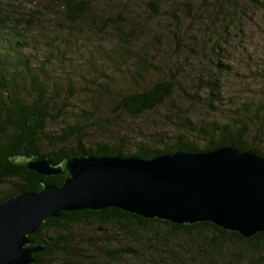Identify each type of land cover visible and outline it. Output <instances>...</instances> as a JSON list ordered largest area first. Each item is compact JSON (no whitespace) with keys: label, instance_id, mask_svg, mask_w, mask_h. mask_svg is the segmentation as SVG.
I'll use <instances>...</instances> for the list:
<instances>
[{"label":"rangeland","instance_id":"374dc122","mask_svg":"<svg viewBox=\"0 0 264 264\" xmlns=\"http://www.w3.org/2000/svg\"><path fill=\"white\" fill-rule=\"evenodd\" d=\"M89 1L92 12L83 21L85 24L75 27L60 25L68 20L55 0H0V10L11 18L32 14L38 22L29 33L63 52L58 65L65 72L61 75L62 83L74 91L73 97H68L72 109L85 108L87 102L96 101L101 105V114L110 117L108 127L93 139L110 140L114 134L126 135L124 149L133 153L142 143L157 146V140L176 132L181 116L176 113V106L185 110V117L192 123L202 125L201 121L223 122L226 107L258 103L263 98L264 0H256L255 6L240 0L235 7L243 8V14H235L230 23L233 25L228 24L223 33L227 45L222 46L226 50L220 55L226 67L219 75L221 94L215 103L218 115L208 109L210 100L200 85L212 73L217 58L211 52L216 45L214 30L207 32L201 20L211 18L200 6L203 0ZM150 2L159 6L158 13ZM93 18L97 23L91 26ZM216 23L206 25L212 28ZM118 27L130 35L120 36ZM175 28L181 29L180 35ZM173 33L178 36L177 42L172 39ZM7 37L13 34L8 33ZM167 79L180 82L187 94L179 91L167 105L135 119L110 116L118 94L142 91ZM103 81L108 88L87 99L89 90L101 89ZM191 91L198 95H191ZM60 124L48 129L54 130ZM9 189V183L0 185V197ZM98 227L90 221L65 225L63 233L58 229L46 231V237L72 238V248L69 245L66 249L73 254L60 253L52 263L77 264L82 259L88 264H264V244L254 243L259 247L253 254L247 245L220 239L207 230L192 235V242L187 236L173 234L159 225H149L142 232L131 229L127 234L113 225ZM109 252L116 256L114 261L108 258Z\"/></svg>","mask_w":264,"mask_h":264},{"label":"trees","instance_id":"16d2710c","mask_svg":"<svg viewBox=\"0 0 264 264\" xmlns=\"http://www.w3.org/2000/svg\"><path fill=\"white\" fill-rule=\"evenodd\" d=\"M239 1L203 0L200 3L211 17L210 20L201 17L202 23L207 32L212 33L214 30L213 33L216 35V45L211 50L217 54L216 61L213 62L214 68L200 84L205 89V96L210 100L208 109L215 115H218L215 103L221 94L219 75L226 67L222 62L223 56L220 55L221 51L226 50L222 46L227 45L223 33L226 32L228 24L233 25L230 23H233L235 14H243V8L235 7ZM243 1L250 6L257 3L256 0ZM55 3L63 10L65 19L68 20L67 24L60 23L61 26L70 24L75 27L86 20L93 9L89 0H55ZM149 5L158 13L159 6L156 3L150 2ZM200 12L201 10L199 14ZM209 21L217 22L218 25L213 24L214 27L211 28L206 25V22L212 23ZM37 22L38 19L32 14L28 17L22 15L11 18L0 10V185L10 184V189L0 197V203L20 193L38 192L42 188V183L60 185L64 181L62 175L42 176L23 166L15 165L10 157L44 156L52 165H59L69 157L150 158L175 152H205L225 146L264 156V92L258 103L245 102L239 106L226 107L223 113L224 121L221 123L212 120L201 121L202 125L194 124L185 117V110L176 106V113L181 115L177 119L179 122L176 124V132L167 135L165 139L157 140L159 144L157 146L142 143L133 153H127L124 149L126 135L114 134L110 136V140L93 139L92 136L98 135L104 127H108L110 117L101 114V105L96 101L87 102L85 108L80 107L77 110L71 108L68 97H73L74 91L62 83L61 75L65 72L58 65L60 56L63 57L64 54L58 46L47 45L46 40L43 41L29 33ZM96 23L93 18L89 25L93 26ZM182 27L181 22L180 28ZM118 29L120 36L130 35V32L124 33L120 27ZM181 29L174 30L180 35ZM8 33H12L13 37H7ZM172 39L176 42L179 40L176 34ZM100 88L89 90L85 97L91 100L94 93L100 95L101 91L108 88L107 83L103 81ZM179 91L183 95L187 94L180 82L167 79L157 81L142 91L118 94L114 98V108L110 116L116 118L122 116L124 120L135 119L167 105ZM191 93L194 96L198 95V92ZM55 123L61 124L54 130L48 129ZM90 221L96 223L98 228L113 225L126 234L130 233L131 229L142 232L147 230L149 225H159L173 234L187 236L192 242V235L200 230H207L220 239L247 245L253 254L259 247L254 243L264 244V233L244 239L237 233L224 231L209 222L191 226L174 225L156 219L146 220L120 209L108 208L99 212H63L59 218L47 220L42 228L28 237L32 241L31 246L43 247L42 252L35 254L33 264H53L55 256L60 253L68 255L70 252L66 248L71 244L69 241L72 238L46 237L44 235L46 231L58 229L63 233L65 225L73 226ZM69 247L72 248L71 245ZM114 257L116 256L109 252L108 258L114 261ZM77 261V264H88L82 259Z\"/></svg>","mask_w":264,"mask_h":264},{"label":"water","instance_id":"95a60500","mask_svg":"<svg viewBox=\"0 0 264 264\" xmlns=\"http://www.w3.org/2000/svg\"><path fill=\"white\" fill-rule=\"evenodd\" d=\"M42 176H64L0 203V264H33L41 245L28 237L63 212L120 209L146 220L209 222L250 239L264 233V156L233 146L150 158L10 157Z\"/></svg>","mask_w":264,"mask_h":264}]
</instances>
